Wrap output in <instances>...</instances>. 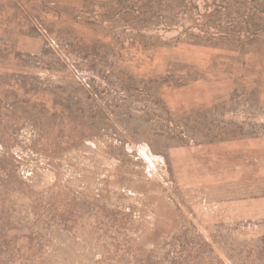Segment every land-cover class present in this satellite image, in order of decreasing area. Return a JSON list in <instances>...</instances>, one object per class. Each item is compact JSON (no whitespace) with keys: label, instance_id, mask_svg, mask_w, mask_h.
I'll list each match as a JSON object with an SVG mask.
<instances>
[{"label":"rangeland","instance_id":"rangeland-1","mask_svg":"<svg viewBox=\"0 0 264 264\" xmlns=\"http://www.w3.org/2000/svg\"><path fill=\"white\" fill-rule=\"evenodd\" d=\"M0 264H264V0H0Z\"/></svg>","mask_w":264,"mask_h":264}]
</instances>
